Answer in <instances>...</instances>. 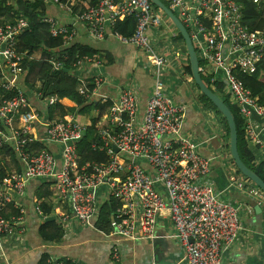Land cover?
<instances>
[{"label": "built area", "instance_id": "obj_1", "mask_svg": "<svg viewBox=\"0 0 264 264\" xmlns=\"http://www.w3.org/2000/svg\"><path fill=\"white\" fill-rule=\"evenodd\" d=\"M45 1L73 15L75 23L88 25L93 38L103 40L109 27L110 35L121 44L141 50L153 67L155 87L143 119L138 122V99L133 89H124L112 100L100 91L108 82L106 78L100 75L89 83L78 75L99 67L97 58L73 60L71 72L78 80V93L86 100L109 104L106 110H96L101 121L96 128L98 142L92 146L109 160L83 164L78 144L89 125L78 122L76 115L46 122L30 101L28 63L40 61L42 52L31 55L20 46L21 36L30 31L29 22L13 13L14 22L0 26V161L9 169L4 177L0 176L1 251L4 252V240L23 223L22 211L13 219L6 218L7 209L15 203L14 194L23 195L33 179L53 178V192L59 200L70 204L80 223L91 224L98 209V191L104 188L107 198L119 205L112 216L110 235L154 240L158 216L169 211L188 264H223V251L237 240L241 211L222 201L214 188L203 182L210 173V162L199 154V145L182 133L185 106L176 104L165 93L163 70L175 67L174 63L181 67L174 50L180 33L172 21L150 0H96L95 6L85 10L80 6L83 0ZM1 2L11 7L19 0ZM161 2L188 31L203 64L201 77L208 79L212 89L219 94L225 92L231 99L243 122L246 140L258 148L260 157L264 154V142L254 118L264 123V106L242 78L253 77L264 62V30H251L245 24L243 7L236 0ZM253 3L264 10V0ZM127 18L136 20L130 36L115 30ZM43 23L49 25L51 37L65 36V45L75 35L74 28L60 25L53 17H46ZM149 30L160 31L158 39L151 38ZM47 62L54 72L63 69L64 64L56 57ZM39 86L38 81L36 90ZM34 95L38 99L42 96L36 91ZM54 104V99L49 100L50 106ZM40 127L45 128L44 139L40 137ZM39 142L59 149L60 160L48 150L37 149ZM158 186L164 188L167 199ZM229 187L248 189L255 198L264 199L253 183L234 174L229 176ZM62 220L67 222L68 217ZM114 259L119 262L118 254H114ZM47 264L77 262L50 258Z\"/></svg>", "mask_w": 264, "mask_h": 264}, {"label": "crops", "instance_id": "obj_2", "mask_svg": "<svg viewBox=\"0 0 264 264\" xmlns=\"http://www.w3.org/2000/svg\"><path fill=\"white\" fill-rule=\"evenodd\" d=\"M43 4L48 15L60 25L75 29V35L68 46L78 43L99 52L95 56L99 67L81 71L78 73L80 78L89 83L100 75L106 78L108 82L100 91L112 100H116L124 89H133L138 99V122H141L156 81L146 55L138 48L121 44L113 38L109 27H106L105 38L97 40L91 36L86 24L75 23L73 15L45 0ZM80 6L85 10L90 2L85 0ZM148 33L156 40L160 31L149 30ZM174 43L181 67L174 63L175 67L163 70L165 93L176 104L185 106L182 133L199 145V154L210 162V173L203 182L211 185L222 201L241 211L237 240L223 251V264H264V199L255 198L248 189L229 187L230 175L234 174L240 179L243 177L233 163L223 119L200 99L193 77L188 72L190 61L185 44L179 40ZM94 101V110H106L104 108L109 105ZM92 114L98 126L101 118L97 117L95 111ZM90 116L85 121L88 125L92 120ZM254 119L264 142V123ZM39 134L41 139L45 138L44 127H40ZM251 149L256 156L253 166L264 171V154L258 157V148L251 145ZM50 150L60 160L59 149L50 147ZM0 165L4 174L9 171L4 162L0 161ZM144 167L147 168L146 164ZM54 184L53 178L33 179L28 182L23 195L14 194L15 203L7 209L6 218L13 219L22 211L23 223L16 233L4 240V252L0 249V264H47L50 258L70 259L77 264H149L153 261L160 264H188L183 246L176 239L177 229L169 211L162 212L157 218L156 239H124L99 230L96 226L98 209L91 224L80 223L70 204L59 200L53 192ZM158 189L167 199L164 188L158 186ZM106 194L104 188L98 191V207ZM64 216L68 217L67 222L62 220ZM114 254L119 256L118 263Z\"/></svg>", "mask_w": 264, "mask_h": 264}, {"label": "trees", "instance_id": "obj_3", "mask_svg": "<svg viewBox=\"0 0 264 264\" xmlns=\"http://www.w3.org/2000/svg\"><path fill=\"white\" fill-rule=\"evenodd\" d=\"M88 1L90 2V6H95L97 4L96 0ZM236 2L243 7L245 24L248 25L251 30H264V10L258 8L253 3V0H236ZM78 9L79 8H77V11ZM13 13L17 14V16H20L21 18L26 19L30 25V31L23 34L20 38V46L22 50L27 51L31 55L38 51L42 52L40 61H32L28 63V71L26 73L27 77L33 75V78L40 82V86L36 90L35 85L29 81V78L27 79V84L30 88L29 90L31 91L30 101L37 109L36 111L44 116L46 122L54 121L55 119L67 120L69 115H76V117H78V122L87 124L83 122L82 119L88 120V116H90L93 111H96L94 110L96 105L94 100L88 101L78 93V80L72 75L71 72L72 62L77 57H95L97 54H99V52L95 51L90 46L80 45L78 43L69 46L65 45V36H60L58 38L51 37L49 33V25L43 23V20L50 16L47 13V9L43 4V1H37L35 3L16 2L11 7H6L4 3L1 2L0 26L6 23H13ZM69 28L71 29V27ZM135 28V18H127L125 22L122 21V23L119 22L117 24L116 31L125 36H130L135 31ZM177 40L185 44L180 34ZM52 56L58 58L64 64L61 71L54 72L52 66L47 62L51 60ZM200 67H203L201 61ZM188 72L191 76L192 73L190 67H188ZM202 80L215 94L218 93V90L215 91L212 89L208 79L202 76ZM242 81L247 88L251 89L252 92H254V94L259 97L260 104L264 106V62H262V64L259 66L257 73L253 77H243ZM196 88L200 93V99L203 101V103L208 105L222 117L229 138L230 131L227 120L218 111L214 104L200 92L197 86ZM34 91L41 93V98L38 99L34 95ZM51 99L55 100V104L52 106L49 105V100ZM225 104L235 117L238 131V149L243 163L264 180L263 169H256L253 166L255 153L246 140V136L242 127L243 122L239 115V120H237V110L235 107L230 106V103V105L227 102H225ZM96 125L97 119H92L85 137H83V139L78 144V152L83 164L89 162L105 163L109 160L105 153L94 151L92 148L93 144L98 142ZM50 147L44 145L42 142L37 144V149L39 150L44 149L51 152ZM228 148L230 149V145ZM233 163L235 165L234 161ZM235 168L247 182L252 184L249 179L245 178L241 174L236 165ZM0 169V176L4 177V169L1 167V165ZM101 203L102 204L98 207V220L96 226L101 232L110 235L112 216L119 205L115 201L107 198V196L101 200ZM42 232L44 233V230H42ZM57 233H60L59 230H57Z\"/></svg>", "mask_w": 264, "mask_h": 264}, {"label": "water", "instance_id": "obj_4", "mask_svg": "<svg viewBox=\"0 0 264 264\" xmlns=\"http://www.w3.org/2000/svg\"><path fill=\"white\" fill-rule=\"evenodd\" d=\"M150 1L172 21V23L182 36L188 51L191 73L195 85L199 88L200 92L214 104L218 111L227 120L230 131V152L236 167L245 178L249 179L254 184V186L257 187L264 194V180L260 176H258L253 170L248 168L243 163L240 157L238 149V131L234 115L232 114L228 106L223 102V100H221L202 80L200 74L199 58L188 31L181 23V21L175 16V14L163 2H161V0ZM115 151L118 152V149L115 148Z\"/></svg>", "mask_w": 264, "mask_h": 264}, {"label": "rangeland", "instance_id": "obj_5", "mask_svg": "<svg viewBox=\"0 0 264 264\" xmlns=\"http://www.w3.org/2000/svg\"><path fill=\"white\" fill-rule=\"evenodd\" d=\"M19 2H23V3H32V2H27V1H25V0H19ZM29 81L34 85L35 84V86L37 85V79H34L33 78V75H30L29 76ZM218 94V96L220 97V99L221 100H223V102L225 101V102H227L230 106H233L232 105V102H231V99L229 98V97H227L226 95L227 94H225V92L223 93V94H219V93H217ZM224 102V103H225ZM95 114L97 115V113H96V111H95ZM95 117V115L94 114H91V116H90V119H93ZM237 120H239V116H238V114H237ZM87 120V119H86ZM85 119H82V121L83 122H85L86 121ZM224 122V121H223ZM224 125H225V123H224ZM226 128V127H225ZM227 132V131H226ZM227 136H228V134H227Z\"/></svg>", "mask_w": 264, "mask_h": 264}, {"label": "clouds", "instance_id": "obj_6", "mask_svg": "<svg viewBox=\"0 0 264 264\" xmlns=\"http://www.w3.org/2000/svg\"><path fill=\"white\" fill-rule=\"evenodd\" d=\"M220 98V97H219Z\"/></svg>", "mask_w": 264, "mask_h": 264}]
</instances>
